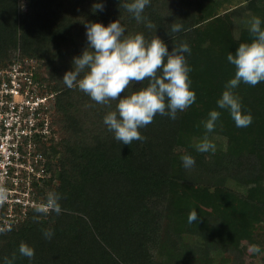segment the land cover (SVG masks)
I'll return each instance as SVG.
<instances>
[{
    "label": "trees",
    "instance_id": "trees-1",
    "mask_svg": "<svg viewBox=\"0 0 264 264\" xmlns=\"http://www.w3.org/2000/svg\"><path fill=\"white\" fill-rule=\"evenodd\" d=\"M224 1L236 3L225 7ZM94 2L0 0V68L31 61L34 80L53 96L50 117L57 138L42 145L50 177L40 191L43 200L49 191L62 196L59 215L31 209L20 223L0 229V259L15 253L14 264H251L238 246L264 248V82L234 90L245 99V111L248 105L257 111L245 130L234 132L221 112L220 124L209 133V138L235 133L245 141L227 147L217 141L214 152L200 153L193 143L177 140L176 119L160 114L139 129L143 141L122 144L103 123L116 101L99 104L68 88L62 77L86 47L87 22L119 19L126 34L142 32L146 39L157 34L171 50L166 28L175 19L183 28L174 42L190 45L185 55L192 69L193 53L211 61L250 40L248 28L241 36L231 34L233 19L253 12L264 20V0H151L143 14L156 32L138 23L119 0H101L103 10L96 12ZM206 2L204 16L196 17L193 10ZM207 44L210 50L203 48ZM208 105L206 112L214 109ZM192 114L190 106L182 117ZM184 153L195 158L191 168L182 165ZM193 209L199 222L189 224ZM44 228L54 231L51 239ZM21 242L34 248L31 260L19 254Z\"/></svg>",
    "mask_w": 264,
    "mask_h": 264
},
{
    "label": "clouds",
    "instance_id": "clouds-1",
    "mask_svg": "<svg viewBox=\"0 0 264 264\" xmlns=\"http://www.w3.org/2000/svg\"><path fill=\"white\" fill-rule=\"evenodd\" d=\"M150 3L151 0H119V5L122 4L138 23L143 22L146 28H155L156 32L157 25L143 14ZM103 7L101 0H96L92 10L102 11ZM174 21L166 28L173 42L171 50L157 34L151 39H146L142 32L126 34L119 19L107 24L87 22L86 47L79 55L73 56L72 68L62 77L68 88H78L99 104L116 101L115 108L103 116V123L114 139L122 144L143 141L145 137L139 129L150 124L156 114L175 120L178 112H183L196 100L189 78L191 67L185 55L191 53V48L185 41L174 42V34L183 28L182 23ZM246 24L251 39L241 41L235 51L227 54V61L234 66V74L225 82L216 100L217 107L200 122L204 134L194 145L197 152L216 150L209 133L217 127L220 110H227L236 127H247L252 123V115L243 109L241 98L234 90L240 83L255 86L264 82V20L253 16ZM136 82L139 86L129 91L130 85ZM180 160L185 168L195 164V158L189 153L182 154ZM7 199V189L0 186V203ZM61 199L60 193L49 191L43 202L33 206L34 212L59 215L62 212ZM35 218L39 219V216ZM187 222H199L197 210L189 212ZM42 233L46 239L54 235L51 228L42 229ZM18 252L29 260L35 255L34 248L25 242L19 244ZM248 252L260 254L262 248L259 244H251ZM15 259L16 254L13 253L11 257L0 259V264H14Z\"/></svg>",
    "mask_w": 264,
    "mask_h": 264
},
{
    "label": "built area",
    "instance_id": "built-area-1",
    "mask_svg": "<svg viewBox=\"0 0 264 264\" xmlns=\"http://www.w3.org/2000/svg\"><path fill=\"white\" fill-rule=\"evenodd\" d=\"M33 69L31 61L0 68V186L8 192L0 203V229L20 223L44 201L40 190L50 177L42 145L57 138L53 96L34 80Z\"/></svg>",
    "mask_w": 264,
    "mask_h": 264
},
{
    "label": "rangeland",
    "instance_id": "rangeland-1",
    "mask_svg": "<svg viewBox=\"0 0 264 264\" xmlns=\"http://www.w3.org/2000/svg\"><path fill=\"white\" fill-rule=\"evenodd\" d=\"M236 2L228 3L226 1L223 2V5L225 7L233 6ZM209 3H204L201 7L195 8L193 10V14L198 16H204L205 11L207 10V6ZM224 12L220 13V15H223ZM255 16L252 13L244 12L242 13L241 17H237L233 19L232 28H231V34L235 37L241 36L242 31L247 30V24L246 22L251 18ZM197 41L201 44L203 41V35H200V37L197 39ZM209 44V43H208ZM205 45L206 47H203L204 49L210 50L209 46ZM225 45V44H224ZM198 47V45H194L192 52L195 51V49ZM212 47V46H211ZM213 48V47H212ZM211 48V50H212ZM203 49H201L202 51ZM194 54V62L191 69V72L189 74V78L191 80V87L195 90L196 93V100L191 105V108H193V114L189 117H182L183 112L181 113V116H179V112L177 113L176 123L178 124V127H176V135L177 140L180 139V142L182 144H190L193 143L194 145L200 140V138L204 134V128L203 125L200 123L201 120L205 119L207 117L208 112H206V107H213L216 108V100L219 97V88L223 89L225 82L231 78L233 75L230 70L229 62L227 61V55L222 53H217L216 58L211 59V61H208L206 56H196ZM197 57H199L197 59ZM203 57V58H202ZM216 62L218 64H214L216 67V70H218V73L214 72V69L210 66V63ZM243 89V84H239ZM221 95V94H220ZM240 95L239 97H241ZM245 98V97H244ZM245 100V99H243ZM243 100L241 102H243ZM264 104V103H263ZM190 108V107H189ZM250 114L253 113L256 114L257 111L252 109L251 105L247 106ZM209 109V108H208ZM224 115V123L228 122L229 127H232L235 129L234 132L239 130H245L247 127H236L234 121L230 117L227 110H220ZM218 124H220L219 121H217ZM221 134V135H220ZM218 135L212 136L210 139L213 142L217 141H223L225 146H232V143H241L244 142L242 138H239V134L232 133L230 137L226 136L223 133H220ZM252 134H256V132H252ZM237 147V145L235 146ZM251 244L246 242H241L239 247V251L243 254V259L245 263H251V264H264V248H262V252L260 254H253L248 252V247Z\"/></svg>",
    "mask_w": 264,
    "mask_h": 264
}]
</instances>
